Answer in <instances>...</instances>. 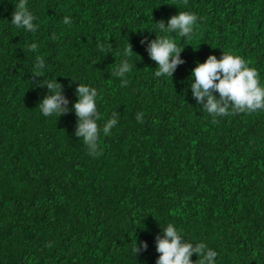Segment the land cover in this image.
<instances>
[{"label":"trees","instance_id":"16d2710c","mask_svg":"<svg viewBox=\"0 0 264 264\" xmlns=\"http://www.w3.org/2000/svg\"><path fill=\"white\" fill-rule=\"evenodd\" d=\"M15 3L0 0V264H155L169 223L215 264H264V110L214 119L190 88L196 62L223 52L264 84V0H29L35 33L10 24ZM178 11L198 26L176 37L184 63L157 78L150 31ZM121 59L126 86L112 75ZM55 78L69 111L44 117L39 82ZM79 83L98 90V125L118 119L95 155L75 135Z\"/></svg>","mask_w":264,"mask_h":264},{"label":"clouds","instance_id":"9594fccd","mask_svg":"<svg viewBox=\"0 0 264 264\" xmlns=\"http://www.w3.org/2000/svg\"><path fill=\"white\" fill-rule=\"evenodd\" d=\"M28 4L29 0H16L10 24L24 32L35 33L38 25ZM63 23L69 25L71 19L66 16ZM153 25L154 28L150 32H154L156 38L147 42L146 50L149 57L156 62L154 76L171 78L177 66L184 63L180 55L183 46L178 45L176 37L181 40L190 38L198 26V16L190 11H178L170 16L166 23L161 19ZM143 42L142 40L141 43ZM37 48L36 42L29 44L31 51L35 52ZM98 48L103 54L108 51L103 44H99ZM132 53L133 50L127 43L123 56L129 57ZM132 67L133 64L129 63L128 59H121L113 70L112 75L121 79V86L127 85L126 77L131 73ZM47 70L45 59L37 56L32 73L43 76ZM39 83L49 90V94L38 103L41 114L44 117L57 118L66 114L69 111V100L63 94L62 85L56 78ZM190 88L197 104H201V109L214 119L235 113L264 110V84L261 83L257 70L237 54L223 52L219 59L209 54L203 62L197 61L190 72ZM75 96L77 99L71 104V111L77 117L75 135L79 139L82 138L87 145L89 155H95L99 150L100 133L109 135L118 123L117 116L114 114L101 127L97 123L98 90L79 83L75 88ZM141 117L142 114H138L137 120ZM155 246L159 254L155 264H193L190 259L193 253L200 257L199 264H215L218 255L203 242L193 244L185 239L181 231L171 223L162 228V234L156 237ZM146 248V242L141 241L138 246L135 241V253Z\"/></svg>","mask_w":264,"mask_h":264}]
</instances>
